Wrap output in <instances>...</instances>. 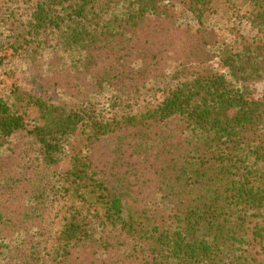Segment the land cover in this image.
<instances>
[{"label":"trees","instance_id":"16d2710c","mask_svg":"<svg viewBox=\"0 0 264 264\" xmlns=\"http://www.w3.org/2000/svg\"><path fill=\"white\" fill-rule=\"evenodd\" d=\"M0 29L33 86L0 95V264H264V0H0Z\"/></svg>","mask_w":264,"mask_h":264},{"label":"rangeland","instance_id":"374dc122","mask_svg":"<svg viewBox=\"0 0 264 264\" xmlns=\"http://www.w3.org/2000/svg\"><path fill=\"white\" fill-rule=\"evenodd\" d=\"M182 18L184 22H192V18L187 14H182ZM212 25H215L216 28L224 25L219 19H213L211 21ZM3 30L0 29V42H3L2 36ZM27 68V63L25 61L16 59L13 60L11 58H7L0 65V95L4 96L6 99L10 100V88L18 83L23 86L25 89H33L31 85L32 80L26 79L27 75H25V71ZM252 95L256 98L264 96V81L254 84L251 86ZM19 140L17 144L19 145L17 153H24L25 151L29 152L31 150V145L28 140ZM33 152H30V156H34Z\"/></svg>","mask_w":264,"mask_h":264}]
</instances>
